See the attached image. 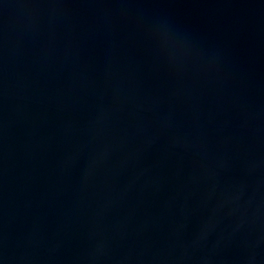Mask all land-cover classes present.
<instances>
[{
	"label": "water",
	"instance_id": "obj_1",
	"mask_svg": "<svg viewBox=\"0 0 264 264\" xmlns=\"http://www.w3.org/2000/svg\"><path fill=\"white\" fill-rule=\"evenodd\" d=\"M0 264H264V0H0Z\"/></svg>",
	"mask_w": 264,
	"mask_h": 264
}]
</instances>
